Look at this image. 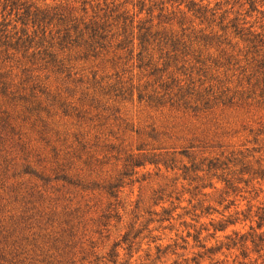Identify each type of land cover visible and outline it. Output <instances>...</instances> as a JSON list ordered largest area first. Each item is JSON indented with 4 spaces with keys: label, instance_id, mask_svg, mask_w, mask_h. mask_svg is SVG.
Here are the masks:
<instances>
[{
    "label": "rangeland",
    "instance_id": "1",
    "mask_svg": "<svg viewBox=\"0 0 264 264\" xmlns=\"http://www.w3.org/2000/svg\"><path fill=\"white\" fill-rule=\"evenodd\" d=\"M130 1L129 9L137 0ZM206 1L211 6L216 2ZM31 2L43 5V0ZM237 9L236 5L234 10ZM132 10L136 12L137 8ZM152 14L155 17L158 10ZM247 21L264 33L259 29L264 25L261 14L253 13ZM13 65L11 90L26 95L31 81L23 82L20 65ZM83 68L84 71L81 64L77 65V75L72 80L50 76L40 83L48 86L51 95L59 93L86 111V121L65 116L50 97L40 99L41 110H25L24 106L30 104L19 96L8 104V98L0 94V106L5 104L4 108L9 109L0 111L16 127V135L4 134L6 143L0 149V264L241 261L238 249H223L208 256L203 255L200 246L215 247L225 243L224 236L232 231L246 233L251 225L255 226L251 221L254 218L242 221V215L223 232L214 234L212 225L235 211L245 215L248 208L253 216L258 207L264 206V181L251 174L264 170V110L255 106L224 108L194 115L183 110L150 108L136 100L113 101L105 96L97 97L98 108L88 103L80 105V100L93 94L86 83L90 71L109 78L117 71L99 61L84 64ZM142 154L169 155L176 168L172 171L147 164L137 168L135 175L123 177L126 157ZM214 160L224 164L225 169L211 171L208 176L195 171L190 173V180L184 179L179 170L182 165L205 170ZM39 176L50 181L45 183ZM61 176L97 188L82 189L61 180ZM222 176L233 180L234 192L224 189ZM117 179H121V187L118 197L113 198L101 187ZM126 235L128 241L123 243ZM157 249L161 252L157 253ZM112 253L117 257H111ZM255 259V255L250 256L251 261Z\"/></svg>",
    "mask_w": 264,
    "mask_h": 264
},
{
    "label": "trees",
    "instance_id": "2",
    "mask_svg": "<svg viewBox=\"0 0 264 264\" xmlns=\"http://www.w3.org/2000/svg\"><path fill=\"white\" fill-rule=\"evenodd\" d=\"M50 1L51 4L43 0V5H36L31 0H0V94L8 98V104L19 96L30 104L24 106L25 110H41L40 99L50 97L65 116L86 121V111L67 102L59 93L51 95L48 86L40 82L45 83L50 76L72 80L78 64L84 71V64L99 61L117 71L110 78L90 71L86 83L93 94L80 100V105L88 103L98 108L97 97L105 96L113 101L136 100L150 108L183 110L194 115L224 108L255 106L264 110V33L247 21L253 13L264 19V11L259 10L264 8V0H215L213 6L206 0H137L131 9L127 8L129 0ZM229 5L230 9H223ZM135 7L136 12L132 10ZM154 9L158 10L155 17ZM143 13L145 16H141ZM259 29L263 30L264 25ZM13 63L20 65L23 82L31 81L29 94L11 90ZM4 105L0 110H9ZM15 128L5 112L0 111V149L6 143L4 134L16 135ZM21 148L25 150L22 145ZM168 156L128 155L121 175L133 176L137 168L147 164L173 171L175 160ZM89 164L92 165V159ZM223 165L214 160L209 161L205 170L193 165H182L179 170L184 179L190 180V173L200 171L208 176L211 171L225 169ZM251 174L264 181L263 169ZM39 178L45 183L50 181ZM60 179L82 189L97 188L71 182L65 176ZM120 180L101 189L117 198ZM221 181L224 189L236 190L232 179L222 176ZM209 187L214 188L211 184ZM247 212L243 215L235 211L214 223V234L234 226L239 215L242 221L254 218L251 221L255 226L251 225L246 233L232 231L224 236L225 243L215 247L200 246L203 255L238 249L242 260L237 264H256L259 260V264H264V206L258 207L253 216L251 209ZM127 241L128 235L123 243ZM251 255L256 256L254 261L250 260ZM112 256L117 257L113 253Z\"/></svg>",
    "mask_w": 264,
    "mask_h": 264
}]
</instances>
